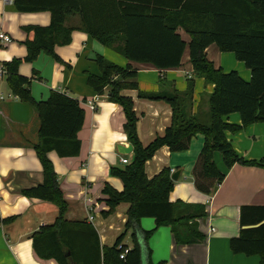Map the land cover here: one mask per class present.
Returning <instances> with one entry per match:
<instances>
[{
  "label": "trees",
  "instance_id": "16d2710c",
  "mask_svg": "<svg viewBox=\"0 0 264 264\" xmlns=\"http://www.w3.org/2000/svg\"><path fill=\"white\" fill-rule=\"evenodd\" d=\"M21 12L50 11L47 26L28 25L32 34L25 41L28 53L24 58L6 62L7 84L21 101L35 107L40 117L39 141L35 144L42 163L44 180L37 186L22 190L23 195L51 202L58 207L53 224L42 226L33 233V247L43 260L58 264H144L143 250L154 230H143V217H153L157 226H170L178 244L201 242L205 234L199 229L198 218L206 215L205 205L171 201L174 188L172 171L164 167L153 177L146 173V163L157 150L168 146L173 152L189 149L192 138L204 135V144L193 168L196 188L213 194L224 181L226 172L215 160L222 155L227 169L236 163L261 165L248 160L234 148L226 132H238L244 127L264 122V0H13ZM79 16L80 28L115 48L131 61L151 63L158 69L178 67L186 41L179 33L183 28L191 37L190 58L196 76L215 85L209 95L206 116L193 112L195 78L188 80L187 88L178 90L173 82L161 80L157 92L139 90L141 98L162 100L173 110L172 122L164 134L148 144L141 141L139 116L134 100L122 94L126 88L139 89L138 71L132 65L120 66L98 55L95 61L100 75L89 74L88 84L99 95L119 103L126 116L124 131L133 145V157L123 167L113 166L110 173L122 179L123 190L106 184L103 193L109 214L123 202L129 203L124 231L113 245H102L97 229L87 221L68 220L65 217L69 203L60 186L58 174L48 156L56 151L61 157H73L81 151L79 132L85 122V110L80 102L59 91H52L47 100L37 101L32 95V77L19 72V65L35 61L41 53L61 60L56 47L71 42L75 26L67 25L72 16ZM215 43L223 52H233L251 70L245 80L237 70L224 71L207 57L206 48ZM107 91L105 92V90ZM239 113L241 124L224 120ZM14 216L6 218L13 220ZM1 221V218H0ZM241 230L231 238L234 253L260 256L264 264V205L246 204L241 207ZM263 222V223H261ZM255 227L251 225L259 224ZM131 231L133 246L121 258L128 245L124 239ZM148 264H153L149 262ZM163 264V263H159Z\"/></svg>",
  "mask_w": 264,
  "mask_h": 264
},
{
  "label": "crops",
  "instance_id": "0c3cea01",
  "mask_svg": "<svg viewBox=\"0 0 264 264\" xmlns=\"http://www.w3.org/2000/svg\"><path fill=\"white\" fill-rule=\"evenodd\" d=\"M50 23V11L21 12L13 0H0V30L12 37L9 44L0 46V61L6 63L27 55L25 41L32 34L24 29L25 26H47ZM67 25L75 26V29L69 44L56 47L61 60L41 53L33 62H22L19 72L32 77L31 91L35 100H47L56 90L77 99L84 108L85 122L79 132V155L61 157L56 151H50L48 156L69 203L66 219L93 224L102 245H113L124 231L130 204L120 203L114 211L105 214L104 211L107 212L110 206L103 189L110 184L117 190H123L122 179L112 175L110 170L113 166H125L122 159L131 161L133 151L122 154L117 149L119 144H130L124 131L126 116L123 107L110 101L106 94L99 95L88 84L89 74H101L96 56L101 55L120 66L130 64L138 71L139 89L126 88L122 94L134 100V108L139 116L138 131L145 145L164 134L172 122L173 110L165 101L141 98L139 90L157 92L164 79L183 91L187 88L188 80L194 77L193 112L198 111L206 116L209 111L208 98L215 85L195 75L190 58L191 37L183 28L179 29V33L188 45L181 64L161 70L151 63L131 61L115 48L101 43L79 27L80 18L77 15L70 17ZM206 53L217 67H222L224 71L237 70L245 80L251 79V70L243 61L235 60L231 55L233 52H223L217 44L212 43L206 48ZM0 89L11 93L7 77L0 80ZM97 96L99 106L93 111L87 101ZM224 120L241 124L240 114L236 112L225 116ZM39 129L40 117L34 106L14 96L0 102V264H58L53 259L39 258L32 239L33 233L42 226L55 222L58 207L22 193V190L37 186L44 180L43 166L34 147L39 141ZM226 135L241 156L261 161L262 164L236 163L227 169L222 155L217 152L215 160L226 176L211 195L199 191L193 179V168L204 144L203 134L195 135L186 151L173 152L168 146H163L147 161L146 173L150 178L164 167L171 168V171L181 169L170 200L203 204L206 215L198 218L199 229L205 238L191 244H178L170 226H157L155 218L143 217L140 227L154 230L144 245V264L260 263L258 255L234 253L230 240L240 233L241 207L246 204L264 205V122L252 123L238 132L227 131ZM11 216H14L13 220L7 221L6 218ZM123 243L133 246L131 231Z\"/></svg>",
  "mask_w": 264,
  "mask_h": 264
},
{
  "label": "built area",
  "instance_id": "2783aa9c",
  "mask_svg": "<svg viewBox=\"0 0 264 264\" xmlns=\"http://www.w3.org/2000/svg\"><path fill=\"white\" fill-rule=\"evenodd\" d=\"M8 1H12V0H8ZM12 41V37L4 32L0 30V46H4L6 44H9ZM8 75V69L5 63L0 61V80L3 77H7ZM8 96H14L16 97L12 92L11 93H5L4 91H2L0 89V102L6 100V98ZM99 97L97 96L96 98L90 99L87 101V104L89 105V107L91 108V110L96 111L98 109L99 106ZM123 163H129L130 161L127 158H123L122 159ZM174 172V170L172 171V173ZM92 218V216H91ZM130 247H126L123 251V253L121 254V258H124L126 253L129 251Z\"/></svg>",
  "mask_w": 264,
  "mask_h": 264
},
{
  "label": "water",
  "instance_id": "95a60500",
  "mask_svg": "<svg viewBox=\"0 0 264 264\" xmlns=\"http://www.w3.org/2000/svg\"><path fill=\"white\" fill-rule=\"evenodd\" d=\"M117 149H118V151H119L120 153H122V154H127V153H130V152L133 151V145H132L131 143L128 144L127 146H126V145L119 144L118 147H117ZM181 172H182L181 169H178V170L174 171V172L172 173V176H171L172 179H173L174 181L178 180L179 177H180V175H181ZM261 223H263V222H261ZM261 223L256 224V225H251V226H249V227H255V226H258V225H260Z\"/></svg>",
  "mask_w": 264,
  "mask_h": 264
},
{
  "label": "rangeland",
  "instance_id": "374dc122",
  "mask_svg": "<svg viewBox=\"0 0 264 264\" xmlns=\"http://www.w3.org/2000/svg\"><path fill=\"white\" fill-rule=\"evenodd\" d=\"M229 54H231V53H229ZM231 55L233 56V58H234L235 60H237V59H236V56H235L234 53H232Z\"/></svg>",
  "mask_w": 264,
  "mask_h": 264
}]
</instances>
